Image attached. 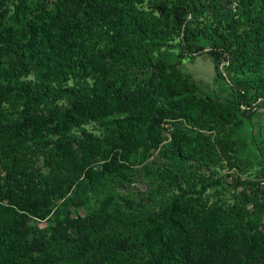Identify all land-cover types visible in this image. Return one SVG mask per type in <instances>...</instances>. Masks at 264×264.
<instances>
[{
  "label": "trees",
  "instance_id": "obj_1",
  "mask_svg": "<svg viewBox=\"0 0 264 264\" xmlns=\"http://www.w3.org/2000/svg\"><path fill=\"white\" fill-rule=\"evenodd\" d=\"M139 1L0 0V28L10 10L17 24L0 41L8 77L0 105L17 110L10 131L0 121V155L9 161L0 176V264H264V169L231 205L203 197L217 183L206 171L217 158L232 160L235 110L200 94L179 62L150 57L153 40L199 10L180 0L173 18H159L136 10ZM241 16H222L225 25L205 33L215 61L232 57L228 68L250 61V51L257 64L264 54V19L239 30ZM183 37L195 44L189 28ZM259 94L264 99V82ZM109 117L114 129L101 140L69 133ZM158 148L171 179L155 165L145 201L119 194L130 159ZM80 183L76 194L87 211L72 218L67 195ZM50 216L44 230L28 233L31 219Z\"/></svg>",
  "mask_w": 264,
  "mask_h": 264
},
{
  "label": "rangeland",
  "instance_id": "obj_2",
  "mask_svg": "<svg viewBox=\"0 0 264 264\" xmlns=\"http://www.w3.org/2000/svg\"><path fill=\"white\" fill-rule=\"evenodd\" d=\"M179 1L140 0L135 3L134 8L159 18L171 19L174 13H178ZM190 1L194 2L199 10L195 14V18H193V14L187 13L182 25L174 28V32L167 34L170 35L169 37L163 36V38L153 40V47H150L153 51L150 57L153 60L162 59L169 63L179 62L178 69L183 76L195 82L200 94L227 100L235 110L237 126L232 130L230 138L236 144L233 146L232 152L227 154L232 160L228 163L225 159L217 158L211 168L206 171L205 176H208L211 181H217V183L208 188L203 195L209 202H221L227 206L231 205L236 197H239L242 190L247 188L246 180L254 181L260 177V173L264 169V99L259 94L264 82V54L260 56V63L257 64L255 59L257 53L250 51L245 58V60L249 59L250 61L245 63L239 59V62L233 63L232 68H228V62L232 57L223 54L218 62L215 61L208 54L213 40L205 33H212L219 21L225 25V22H222V16L225 15L234 17V19L244 15L241 16L243 25L239 30L250 25L251 20L264 19V0H244V2L242 0H212L216 5L214 9L208 5L211 0ZM122 20L127 21L128 17L122 18ZM188 23L190 24L188 25ZM16 25L12 10H10L3 20V28L5 29L0 28V41L6 38L10 40L9 30L15 29ZM185 28H189L196 37L192 47L189 46L190 42L184 40ZM4 70V66L0 67V83L6 85L8 77ZM129 77L130 84H135V73L130 74ZM32 78V75H28L23 80ZM87 81L88 83L92 82L89 78ZM238 82L244 85L245 95L238 89ZM66 84L71 86L73 82L70 80ZM113 117L107 118L102 123L96 121L81 128H72L69 133L73 138L79 139L82 138V131L84 130L92 138L101 140L104 135L114 129V125L111 123ZM16 120L17 110L15 108L0 105V121L8 131L14 128ZM166 127H169V124ZM192 132L197 133L196 131ZM202 133L211 134L214 137V132L204 131ZM165 160V157L160 154V148L149 152H143L140 149L136 157L130 159L133 167L128 164L131 168L129 180L123 187L118 188L119 194H127L126 197L130 201H145L152 194L156 185L157 170L155 165L160 167L166 178L171 179ZM133 161L134 163H132ZM8 162L7 158L0 155V176L4 174ZM101 165L102 162L98 163L96 167L100 169ZM238 179L242 185L237 182ZM84 187L85 183H80L67 195L66 212L72 218L86 214L87 210L81 206V198L76 194V191L82 190ZM60 203L61 201L54 203L56 208ZM248 207L250 208V206ZM56 208H53V212ZM259 221L261 229L264 231V218H260ZM50 222H52L51 216L45 220L31 219L27 225L28 233L35 235L38 231L44 230Z\"/></svg>",
  "mask_w": 264,
  "mask_h": 264
}]
</instances>
